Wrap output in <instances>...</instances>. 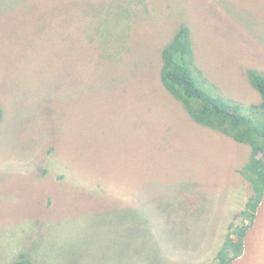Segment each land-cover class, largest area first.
Returning <instances> with one entry per match:
<instances>
[{
  "label": "rangeland",
  "instance_id": "374dc122",
  "mask_svg": "<svg viewBox=\"0 0 264 264\" xmlns=\"http://www.w3.org/2000/svg\"><path fill=\"white\" fill-rule=\"evenodd\" d=\"M179 25L198 86L258 104L264 0H0V264H215L247 223L249 147L159 81Z\"/></svg>",
  "mask_w": 264,
  "mask_h": 264
},
{
  "label": "trees",
  "instance_id": "16d2710c",
  "mask_svg": "<svg viewBox=\"0 0 264 264\" xmlns=\"http://www.w3.org/2000/svg\"><path fill=\"white\" fill-rule=\"evenodd\" d=\"M158 75L162 87L196 125L247 145L250 149L249 158L239 173L248 182L251 195L244 209L236 215L246 219L247 223L226 234L214 259L215 264H228L242 251L243 234L252 223L264 186V74L255 70L246 71L249 85L259 95L258 104L247 106L245 113L240 112L239 104L232 103L235 105L233 107L226 105L196 83L195 75L203 74L196 64L191 33L187 26L179 25L171 40L160 50ZM2 120L3 110L0 107V124ZM9 264L38 263L21 252Z\"/></svg>",
  "mask_w": 264,
  "mask_h": 264
},
{
  "label": "water",
  "instance_id": "95a60500",
  "mask_svg": "<svg viewBox=\"0 0 264 264\" xmlns=\"http://www.w3.org/2000/svg\"><path fill=\"white\" fill-rule=\"evenodd\" d=\"M228 264H264V186L251 225L242 237V251Z\"/></svg>",
  "mask_w": 264,
  "mask_h": 264
}]
</instances>
